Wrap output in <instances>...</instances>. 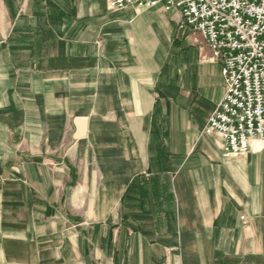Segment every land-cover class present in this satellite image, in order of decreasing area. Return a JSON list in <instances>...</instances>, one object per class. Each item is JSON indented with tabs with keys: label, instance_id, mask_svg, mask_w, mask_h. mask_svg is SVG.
Segmentation results:
<instances>
[{
	"label": "crops",
	"instance_id": "0c3cea01",
	"mask_svg": "<svg viewBox=\"0 0 264 264\" xmlns=\"http://www.w3.org/2000/svg\"><path fill=\"white\" fill-rule=\"evenodd\" d=\"M174 19L160 7L109 12L105 0H0L8 264L48 252L83 264L78 233L90 225L105 227L111 264H264V145L226 161L201 132L223 94L220 66L201 46L183 76L167 74L184 33Z\"/></svg>",
	"mask_w": 264,
	"mask_h": 264
},
{
	"label": "built area",
	"instance_id": "2783aa9c",
	"mask_svg": "<svg viewBox=\"0 0 264 264\" xmlns=\"http://www.w3.org/2000/svg\"><path fill=\"white\" fill-rule=\"evenodd\" d=\"M109 12L162 8L178 14V30L197 33L220 66L223 94L203 134L218 136L222 159L264 145V0H105ZM249 213L242 212L241 221Z\"/></svg>",
	"mask_w": 264,
	"mask_h": 264
},
{
	"label": "rangeland",
	"instance_id": "374dc122",
	"mask_svg": "<svg viewBox=\"0 0 264 264\" xmlns=\"http://www.w3.org/2000/svg\"><path fill=\"white\" fill-rule=\"evenodd\" d=\"M16 5H19L21 0H13ZM94 2L99 3L100 0H93ZM174 36L178 34V28L175 25L176 20L174 19ZM181 31V30H180ZM184 33L179 35L178 39H175V42L172 45L169 59H168V71L167 74L171 77H181L186 72L187 59L190 57L192 49H197L201 46L207 48L206 45L202 42V39L197 33L184 29ZM199 36V37H198ZM191 45V46H190ZM166 74V75H167ZM167 75V76H168ZM105 227L101 228L100 232H96L95 227L90 225L84 232H79L78 236L80 237L79 243V254L82 255L83 264H111V259L106 254L105 249H101V235H103ZM126 240L125 238L123 239ZM123 255V253H122ZM44 264H58L54 261V255L50 252L43 255ZM62 261V260H61ZM60 261V263H61ZM0 264H8L4 260V257L1 254L0 248Z\"/></svg>",
	"mask_w": 264,
	"mask_h": 264
},
{
	"label": "trees",
	"instance_id": "16d2710c",
	"mask_svg": "<svg viewBox=\"0 0 264 264\" xmlns=\"http://www.w3.org/2000/svg\"><path fill=\"white\" fill-rule=\"evenodd\" d=\"M163 153H161V155H162ZM142 186H140V187H138V190H139V192H140V194H141V196L142 197H144V195H145V192H144V187H145V185H147V184H149V183H147L146 181H142ZM131 187L132 186H130L127 190H126V193H125V195H124V199H129V194H130V189H131ZM151 189H152V187H151ZM111 230H112V228H111ZM139 232H145V231H139ZM109 238H108V243H107V249H109L110 248V246H111V238H112V236H111V233H109ZM113 250L115 251L114 252V255L116 254V252H117V250H116V248L114 247L113 248Z\"/></svg>",
	"mask_w": 264,
	"mask_h": 264
}]
</instances>
